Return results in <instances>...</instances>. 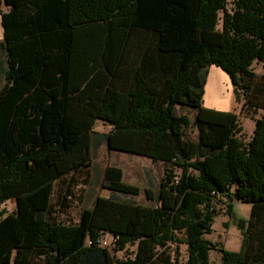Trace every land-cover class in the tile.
<instances>
[{
	"label": "trees",
	"instance_id": "16d2710c",
	"mask_svg": "<svg viewBox=\"0 0 264 264\" xmlns=\"http://www.w3.org/2000/svg\"><path fill=\"white\" fill-rule=\"evenodd\" d=\"M227 2L0 0V264H113L99 245L107 232L120 248L135 244L129 264H209L215 244L203 236L219 194L250 204L235 222L240 249L218 248L221 264H264V75L252 69L264 61V0ZM210 65L236 100L241 90L244 106L262 110L247 142L237 113L203 105ZM97 119L111 126L109 150L163 164L155 195L145 189L155 205L139 203L140 188L108 164V195L77 222L60 219L69 204L61 191L52 201L54 183L91 165ZM190 123L195 140L184 135ZM177 232L184 263L170 246Z\"/></svg>",
	"mask_w": 264,
	"mask_h": 264
},
{
	"label": "rangeland",
	"instance_id": "374dc122",
	"mask_svg": "<svg viewBox=\"0 0 264 264\" xmlns=\"http://www.w3.org/2000/svg\"><path fill=\"white\" fill-rule=\"evenodd\" d=\"M232 3L233 0H228V9L232 7ZM219 15L221 16L222 13L219 12ZM220 22L221 20H219L218 25H220ZM208 68L210 70L208 78H206L207 87L206 84L204 87L203 105L219 110H235L239 117V125L242 128L237 135L247 142L253 133L251 130L252 117H259L262 110L257 109L252 112L244 106L241 90H239L240 99L236 100L235 95L232 94L233 86L230 79L220 67L210 65ZM252 69L257 75H264V61H254ZM217 70L221 75H218ZM177 111L186 113L191 121L193 120V109L179 107ZM110 128L111 126L107 122L97 119L93 125V130L97 133L96 137L98 140L95 138L97 143L92 147L91 165L81 172L74 173L71 179L66 177L64 181L54 183L52 201L55 202L58 199V192L61 191V193H65L66 202L69 204V207H66L68 215L62 214L60 219L65 220V218L69 217V220L77 222L81 208L90 206L96 195H108V190L101 185L103 170L108 164L120 166L123 170L124 181L140 188V194L136 197L139 203L150 206L155 205L154 201L146 198L145 189L149 188L152 194L155 195L159 182L164 175L163 164L145 156L109 150L102 134L107 133ZM184 135L187 139H196L197 129L193 123H190L184 129ZM174 172L176 174L174 178L177 180L181 173V168L175 167ZM191 172L196 173L193 169ZM176 180H174L175 183H177ZM228 203L233 204L231 214L227 213ZM13 204L12 201H7L4 206L6 210H13ZM212 209L214 215L211 232L203 237L215 244V247L208 254L209 264H221V255L218 248L222 246L229 250L240 249L241 234L235 222L238 218L247 219L249 217L250 204L236 199L231 201L227 196L219 194L213 201ZM200 210L205 211L203 206L200 207ZM184 237L183 233L177 232L178 241L170 244L172 248L175 245L179 247V260L183 263L187 259V246L183 241ZM105 250L109 261L113 264L115 261L121 262L120 264H129L128 260L133 256L135 244H127L124 248L110 246L105 247Z\"/></svg>",
	"mask_w": 264,
	"mask_h": 264
},
{
	"label": "built area",
	"instance_id": "2783aa9c",
	"mask_svg": "<svg viewBox=\"0 0 264 264\" xmlns=\"http://www.w3.org/2000/svg\"><path fill=\"white\" fill-rule=\"evenodd\" d=\"M117 241H118L117 235L107 232L100 236L99 245L104 248L110 246H116Z\"/></svg>",
	"mask_w": 264,
	"mask_h": 264
},
{
	"label": "crops",
	"instance_id": "0c3cea01",
	"mask_svg": "<svg viewBox=\"0 0 264 264\" xmlns=\"http://www.w3.org/2000/svg\"><path fill=\"white\" fill-rule=\"evenodd\" d=\"M0 9H2V10H6L7 8H6V6L5 5H0ZM2 37H3V28H2V25H1V19H0V40L2 39ZM1 59H3V57H2V55L0 54V60ZM4 66H5V63H4ZM209 70H210V68H208V74H209ZM217 72H218V70H217ZM208 74H207V78H208ZM218 75H221L220 74V72H218ZM228 76V75H227ZM225 77V76H224ZM0 80H1V75H0ZM206 82H207V79H206ZM0 85H1V83H0ZM206 87H207V84H206ZM233 91V90H232ZM232 94L234 95V93L232 92ZM216 109V108H215ZM219 110V109H218ZM226 111H233V112H235V110H233V109H229V110H226ZM252 128H251V130H252V132H253V129H254V120L252 119ZM7 201H12L14 204V208H13V210H7L8 212H12V211H14L15 210V207H16V204H15V201L13 200V199H9V200H7ZM6 201V202H7ZM5 202V203H6ZM5 203H4V205H5ZM3 205V206H4ZM5 207V206H4Z\"/></svg>",
	"mask_w": 264,
	"mask_h": 264
}]
</instances>
